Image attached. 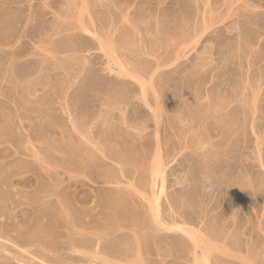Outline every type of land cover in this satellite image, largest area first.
<instances>
[{"label":"rangeland","instance_id":"rangeland-1","mask_svg":"<svg viewBox=\"0 0 264 264\" xmlns=\"http://www.w3.org/2000/svg\"><path fill=\"white\" fill-rule=\"evenodd\" d=\"M158 147L159 220L264 264V0H0V264H193Z\"/></svg>","mask_w":264,"mask_h":264},{"label":"bare ground","instance_id":"bare-ground-1","mask_svg":"<svg viewBox=\"0 0 264 264\" xmlns=\"http://www.w3.org/2000/svg\"><path fill=\"white\" fill-rule=\"evenodd\" d=\"M105 41V40H104ZM111 40H109V42H110ZM102 42V44H101V46L103 47V49L105 48H107V49H109L108 51H110V50H112L113 49V47H112V45H111V42H112V44H113V41H111L110 43H106V42H103V40L101 41ZM113 46L115 47V44H113ZM114 50V49H113ZM107 53V52H106ZM111 53V52H110ZM110 53H108L109 55H110ZM112 54V53H111ZM113 55V54H112ZM111 55V56H112ZM143 83V84H142ZM141 84L143 85V87L145 86V83L144 82H141ZM143 89H145V88H143ZM146 91V89L144 90V92ZM160 103V102H159ZM159 105H161V103L159 104ZM158 108V107H157ZM160 110H161V108H159ZM153 111H154V108H153ZM155 112V111H154ZM157 113H159V112H156L155 114H157ZM156 117H158V115H156ZM158 120V119H157ZM157 122V121H156ZM101 150V149H100ZM103 151V150H102ZM116 154V153H115ZM119 154H121V153H119ZM118 154V155H119ZM120 156H122V155H120ZM119 156V158H121ZM155 156V155H154ZM117 157V156H116ZM115 157V158H116ZM204 157V156H203ZM114 158V157H113ZM154 158V157H153ZM205 158V157H204ZM207 158H208V155H207ZM206 158V159H207ZM210 158H212L211 156L208 158V159H210ZM203 159V158H202ZM214 159V158H213ZM117 160V159H116ZM153 160V159H152ZM163 159H161V156H160V148L158 147L157 148V150H156V156H155V158H154V162H152V166H151V172H152V182H153V189H155V186L158 184V183H160L161 184V189L159 190V191H157L156 189L153 191L152 190V192L154 193L153 194V198L152 199H150L149 201H150V208L152 209V211H154V213H155V217H156V219L157 220H159V215L161 216V214H160V211H161V209H160V204H161V202H160V200H161V198H162V196L165 194L166 195V193H165V189H166V176H165V163H164V161H162ZM206 161V163H207V161L208 160H205ZM211 161V160H210ZM209 161V162H210ZM208 164V163H207ZM206 168V167H205ZM204 168V169H205ZM208 168V167H207ZM207 168H206V170H207ZM210 169V168H209ZM150 172V173H151ZM209 172V171H208ZM207 172V173H208ZM203 173H206L205 171L203 172ZM159 180V181H158ZM133 184V183H132ZM135 184V183H134ZM132 185L135 189H137L135 186L136 185ZM250 184V183H249ZM131 185V184H130ZM131 186V187H132ZM159 187V186H158ZM248 187H249V185H248ZM116 205V204H115ZM119 204H117V206H118ZM123 205V204H122ZM124 205H126V204H124ZM120 206V205H119ZM127 206V205H126ZM125 206V207H126ZM124 207V206H123ZM119 209V208H118ZM121 209H122V207H121ZM124 209V208H123ZM128 209V208H127ZM120 210V209H119ZM118 210V211H119ZM124 211V210H123ZM122 211V212H123ZM117 212V211H116ZM121 212V211H120ZM126 212V211H125ZM162 219V218H161ZM174 219V218H173ZM156 221V220H155ZM161 221L162 220H159V223H160V226L162 227V228H164V230H169V231H178V232H182V233H184L185 235H186V237L187 238H189V240H190V244H191V256L190 257H184V256H182L180 259H182V261H183V259L184 260H190L191 262H193V264H217V262H219V261H217V260H219V259H217L216 261L217 262H215L214 263V260L212 259V256L213 257H215L214 255H215V252H219V250L221 249L223 252L225 251V250H230V248L229 247H227V245H225V241H224V239H223V242H224V244H223V246H221L218 242H219V239H217V240H215V239H212V237H210L209 238V236L207 237V234L205 235L204 233H203V231L201 230V229H195V228H190V227H188V226H184V225H182L181 223H177V222H174V220H173V223H164V221H162V223H161ZM176 221V220H175ZM72 223H73V221H72ZM161 228V229H162ZM216 236V235H215ZM215 236H214V238H215ZM217 238V237H216ZM140 242V241H139ZM138 242V244H137V256H136V259H134V261H133V264H146L147 263V261L148 260H146L145 259V255L143 254V252L144 251H142V248H141V242L139 243ZM42 244V243H41ZM73 246H71V247H73V249H75L74 248V244H72ZM41 246H44L45 247V249L48 247V244H46V245H44V244H42ZM40 246V247H41ZM77 246H79V245H77ZM76 246V247H77ZM44 247H42V248H44ZM48 249V248H47ZM46 249V251H49V250H47ZM49 249H50V247H49ZM72 249V250H73ZM99 249V248H98ZM101 249V248H100ZM44 250V249H43ZM96 250H97V248H96ZM95 249H94V251L96 252V253H94V255H95V257H94V255H93V257H94V259L97 257V258H99V259H102V260H104V261H108V259L107 258H105L101 253H99L98 251H96ZM50 251H51V249H50ZM98 252V253H97ZM213 253H214V255H213ZM190 255V254H189ZM127 256V255H126ZM124 257V258H127V257ZM160 256H161V258H160V262L162 263V264H169V263H171L173 260H176V262L177 263H181V262H179L177 259H174L175 258V256H173V258H168L167 256H165L164 254H162V253H160ZM171 257V256H170ZM216 258V257H215ZM91 259H92V257H91ZM98 259V260H99ZM248 259V258H247ZM246 259V260H247ZM93 260V259H92ZM89 260L90 262V264H98L96 261H97V259H96V261L95 260ZM145 260H146V263H145ZM46 261H48L47 259H46ZM248 261V260H247ZM50 262V261H49ZM53 262V261H52ZM221 262V261H220ZM249 262H252V264H253V261H249ZM229 264H230V262H228ZM227 263V264H228ZM245 263H247V262H245ZM256 263V262H255ZM264 263V262H263ZM48 264V263H47ZM50 264H51V262H50ZM148 264V263H147ZM218 264H220V263H218ZM257 264V263H256Z\"/></svg>","mask_w":264,"mask_h":264}]
</instances>
